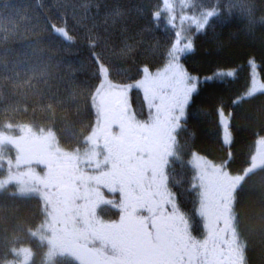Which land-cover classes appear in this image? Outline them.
Instances as JSON below:
<instances>
[{
	"label": "trees",
	"instance_id": "1",
	"mask_svg": "<svg viewBox=\"0 0 264 264\" xmlns=\"http://www.w3.org/2000/svg\"><path fill=\"white\" fill-rule=\"evenodd\" d=\"M170 3L175 28L169 25L167 13L162 12L158 22L154 20L153 14L163 7L161 0H0V59L9 67L20 62L16 72L5 71L0 64V132H8V124L13 125L12 134H19L21 126L52 129L63 149L83 150L82 141L96 118L91 96L99 84V65L93 51L109 68L113 82L135 84L144 78L145 67L152 73L164 69L175 33L182 32L181 40L191 39L194 50L180 63L202 83L177 134L179 160L169 168V188L176 193L181 211L191 217L193 235L201 238L203 229L195 214L197 194L191 189L197 171L193 154L226 165L232 175L243 174L257 155L258 142L264 139V92L247 96L250 82L252 87L256 78L264 82V0H194L192 6L182 5L181 0ZM116 8L124 15L113 24L109 13ZM213 8L220 14L210 18L203 31H196L188 19L180 22L181 16L199 18ZM52 24L64 27L71 39L57 36ZM250 58L255 60L251 69ZM32 66H49L48 84L40 80L38 72L29 70ZM229 71L235 77L218 75ZM209 76L215 79L205 81ZM71 93L75 94L72 100L68 99ZM129 97L137 118H147L143 90L132 88ZM225 119L230 124V143L226 142ZM3 155L0 179L7 175L6 160L15 163L14 150ZM32 167L41 171L40 165ZM100 190L105 199L120 200L119 192ZM236 196L234 209L240 235L247 242V264H264V169L250 173ZM37 200L0 199L4 205L0 211V264L22 258L13 257L10 247L30 249L29 264H49L47 246L29 234L44 219ZM102 208L103 212H97L102 221H119L118 208ZM53 264L68 262L57 258Z\"/></svg>",
	"mask_w": 264,
	"mask_h": 264
},
{
	"label": "snow or ice",
	"instance_id": "2",
	"mask_svg": "<svg viewBox=\"0 0 264 264\" xmlns=\"http://www.w3.org/2000/svg\"><path fill=\"white\" fill-rule=\"evenodd\" d=\"M193 2L181 0L186 6ZM161 3L163 7L153 14L154 20L158 22L162 12L167 13L169 25L175 28L173 5L170 0ZM219 14L213 8L199 18L181 16L180 22L192 21L199 32ZM123 15L116 8L109 18L115 24ZM52 30L66 41L71 39L64 27L52 24ZM181 36L182 32L175 33L164 69L155 77L149 73L135 84L113 82L109 68L93 51L99 65V84L91 96L96 118L82 141L83 150L61 148L52 129L21 126L19 134H12L13 125L8 124L5 127L9 131L0 132V170L5 167L3 153L15 151V163L11 158L6 160L7 175L0 179V199L38 198L44 219L29 234L47 246L49 264L57 258H64L68 264H247V242L240 235L234 205L246 177L264 169V152L259 147L251 165L236 175L230 174L226 165H215L193 154L197 171L191 189L197 194L195 214L202 225L201 238L193 235L191 217L181 211L176 193L169 188V168L179 160L177 134L186 108L202 83L180 63L194 50L191 39L181 40ZM0 64L5 71L16 72L20 62L9 67L0 59ZM254 64V58H250V69ZM48 67L32 66L29 70L38 72L40 80L48 84ZM143 71L149 72L147 67ZM218 75L235 77V72ZM132 88L143 90L148 110L145 119H138L132 111L128 98ZM249 88L248 97L257 94L251 82ZM259 92H264V82ZM74 98V93L68 97ZM114 127L118 130L113 131ZM259 144H264V139ZM33 165L43 166V175ZM101 187L119 192L120 200L105 199ZM102 206L118 208L119 221H102L97 214L98 210L103 212ZM3 207L0 204V211ZM9 251L13 257L22 258L7 264H29L30 249L10 247Z\"/></svg>",
	"mask_w": 264,
	"mask_h": 264
},
{
	"label": "rangeland",
	"instance_id": "3",
	"mask_svg": "<svg viewBox=\"0 0 264 264\" xmlns=\"http://www.w3.org/2000/svg\"><path fill=\"white\" fill-rule=\"evenodd\" d=\"M151 74L153 77H155V75L157 74V73H152V72H148V73H146L145 74V76H147L148 74ZM144 76V77H145ZM263 82V81H262ZM262 82L261 81H259L257 78L255 79V85H254V88H256L258 91L257 92H259V89H260V87H261V84H262ZM130 92V91H129ZM263 93V92H262ZM128 98H129V102H130V104H131V98L129 97V94H128ZM131 108H132V105H131ZM132 111H134V109H132ZM224 124H225V130H226V140H228V141H230V135H228L229 134V127H230V124H229V120H227V119H225L224 120ZM118 129H116L115 127L113 128V131H117ZM61 148H62V146H60ZM260 151L261 152H264V144H261V146H260ZM200 157V156H199ZM201 158H203L204 160H207L208 162H211L209 159H207V158H205V157H201ZM196 163V161H195V159H194V164ZM212 163V162H211ZM36 166H38V165H36ZM44 168H43V166H41V171L40 172H38V173H40L41 175H43V172H44ZM111 193V192H110Z\"/></svg>",
	"mask_w": 264,
	"mask_h": 264
}]
</instances>
